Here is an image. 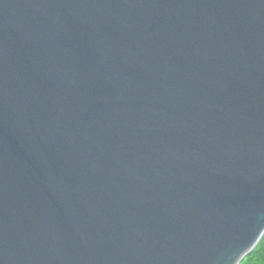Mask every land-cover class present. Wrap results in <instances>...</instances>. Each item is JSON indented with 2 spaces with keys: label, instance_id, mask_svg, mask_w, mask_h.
I'll list each match as a JSON object with an SVG mask.
<instances>
[{
  "label": "water",
  "instance_id": "water-1",
  "mask_svg": "<svg viewBox=\"0 0 264 264\" xmlns=\"http://www.w3.org/2000/svg\"><path fill=\"white\" fill-rule=\"evenodd\" d=\"M264 234V0H0V264H239Z\"/></svg>",
  "mask_w": 264,
  "mask_h": 264
},
{
  "label": "trees",
  "instance_id": "trees-1",
  "mask_svg": "<svg viewBox=\"0 0 264 264\" xmlns=\"http://www.w3.org/2000/svg\"><path fill=\"white\" fill-rule=\"evenodd\" d=\"M258 244H260V249H259L260 251H259V253L251 255L249 257V263L248 264H261V261H264V234L262 235L261 240L259 241ZM242 260H241V262H242Z\"/></svg>",
  "mask_w": 264,
  "mask_h": 264
},
{
  "label": "rangeland",
  "instance_id": "rangeland-1",
  "mask_svg": "<svg viewBox=\"0 0 264 264\" xmlns=\"http://www.w3.org/2000/svg\"><path fill=\"white\" fill-rule=\"evenodd\" d=\"M260 240H261V238H260ZM259 240V241H260ZM259 241H258V243H259ZM256 244L255 245V247L245 256V258H243V260H242V262L241 263H239V264H248L249 263V257L251 256V255H254V254H256V253H259V249H260V244ZM257 247V248H256Z\"/></svg>",
  "mask_w": 264,
  "mask_h": 264
},
{
  "label": "clouds",
  "instance_id": "clouds-1",
  "mask_svg": "<svg viewBox=\"0 0 264 264\" xmlns=\"http://www.w3.org/2000/svg\"><path fill=\"white\" fill-rule=\"evenodd\" d=\"M261 264H264V261H261Z\"/></svg>",
  "mask_w": 264,
  "mask_h": 264
}]
</instances>
